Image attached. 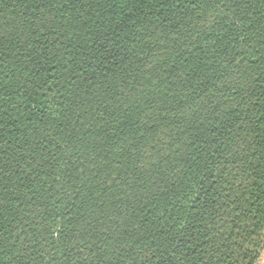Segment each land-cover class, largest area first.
Wrapping results in <instances>:
<instances>
[{"label": "trees", "instance_id": "1", "mask_svg": "<svg viewBox=\"0 0 264 264\" xmlns=\"http://www.w3.org/2000/svg\"><path fill=\"white\" fill-rule=\"evenodd\" d=\"M264 0H0V264H258Z\"/></svg>", "mask_w": 264, "mask_h": 264}, {"label": "rangeland", "instance_id": "2", "mask_svg": "<svg viewBox=\"0 0 264 264\" xmlns=\"http://www.w3.org/2000/svg\"><path fill=\"white\" fill-rule=\"evenodd\" d=\"M258 264H264V250H263V252L261 254V258H260Z\"/></svg>", "mask_w": 264, "mask_h": 264}]
</instances>
